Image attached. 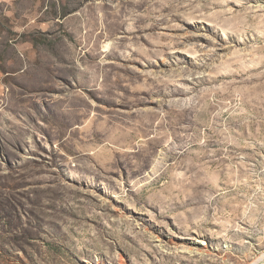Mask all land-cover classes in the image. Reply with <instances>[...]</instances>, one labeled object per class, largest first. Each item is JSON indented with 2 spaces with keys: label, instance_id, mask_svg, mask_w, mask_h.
I'll return each instance as SVG.
<instances>
[{
  "label": "rangeland",
  "instance_id": "374dc122",
  "mask_svg": "<svg viewBox=\"0 0 264 264\" xmlns=\"http://www.w3.org/2000/svg\"><path fill=\"white\" fill-rule=\"evenodd\" d=\"M262 21L264 0H0V264L258 260Z\"/></svg>",
  "mask_w": 264,
  "mask_h": 264
},
{
  "label": "bare ground",
  "instance_id": "6f19581e",
  "mask_svg": "<svg viewBox=\"0 0 264 264\" xmlns=\"http://www.w3.org/2000/svg\"><path fill=\"white\" fill-rule=\"evenodd\" d=\"M264 21H262L261 23H263ZM264 28V25H262ZM203 245V244H202ZM252 264H264V252L261 254L260 257H258V260H256L255 262H253Z\"/></svg>",
  "mask_w": 264,
  "mask_h": 264
}]
</instances>
